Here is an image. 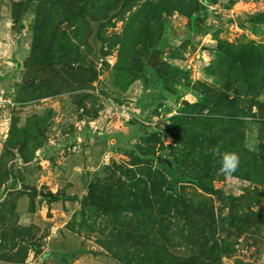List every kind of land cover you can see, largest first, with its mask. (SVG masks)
<instances>
[{
    "label": "rangeland",
    "instance_id": "obj_1",
    "mask_svg": "<svg viewBox=\"0 0 264 264\" xmlns=\"http://www.w3.org/2000/svg\"><path fill=\"white\" fill-rule=\"evenodd\" d=\"M0 264H264V0H0Z\"/></svg>",
    "mask_w": 264,
    "mask_h": 264
},
{
    "label": "clouds",
    "instance_id": "obj_2",
    "mask_svg": "<svg viewBox=\"0 0 264 264\" xmlns=\"http://www.w3.org/2000/svg\"><path fill=\"white\" fill-rule=\"evenodd\" d=\"M224 159H226L227 161H229V164H228V170L229 172L230 171H234L235 168L237 167L238 165V162H239V158L236 154H226Z\"/></svg>",
    "mask_w": 264,
    "mask_h": 264
},
{
    "label": "water",
    "instance_id": "obj_3",
    "mask_svg": "<svg viewBox=\"0 0 264 264\" xmlns=\"http://www.w3.org/2000/svg\"><path fill=\"white\" fill-rule=\"evenodd\" d=\"M157 162L160 163V164L165 165L170 171H172L171 163H170V161H168L167 159H165V158H160V157H159V158L157 159ZM39 195H40L41 197H47V198H50V197H51L50 194H48V193H44V192H42V191H40Z\"/></svg>",
    "mask_w": 264,
    "mask_h": 264
},
{
    "label": "trees",
    "instance_id": "obj_4",
    "mask_svg": "<svg viewBox=\"0 0 264 264\" xmlns=\"http://www.w3.org/2000/svg\"><path fill=\"white\" fill-rule=\"evenodd\" d=\"M92 42H93V46H94V56H93V58H96V55H97V53H96V44H95L94 41H92Z\"/></svg>",
    "mask_w": 264,
    "mask_h": 264
}]
</instances>
